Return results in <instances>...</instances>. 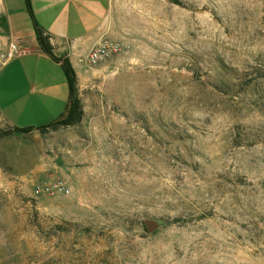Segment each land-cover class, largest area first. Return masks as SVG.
Returning a JSON list of instances; mask_svg holds the SVG:
<instances>
[{"label":"rangeland","instance_id":"374dc122","mask_svg":"<svg viewBox=\"0 0 264 264\" xmlns=\"http://www.w3.org/2000/svg\"><path fill=\"white\" fill-rule=\"evenodd\" d=\"M101 34L122 51L85 66L80 122L40 132L34 174L0 164V264H264V0H111Z\"/></svg>","mask_w":264,"mask_h":264},{"label":"crops","instance_id":"0c3cea01","mask_svg":"<svg viewBox=\"0 0 264 264\" xmlns=\"http://www.w3.org/2000/svg\"><path fill=\"white\" fill-rule=\"evenodd\" d=\"M110 11L111 0H0V14L6 18L10 41V57L0 68V88L3 93H9L10 88V98L22 96L21 99L26 96L22 94L25 91L33 101L22 107H2L0 104V131H12L0 139V150L6 146L0 164L11 175L25 177L39 168L38 129L59 120L69 103L68 98L65 106L60 100L62 105L59 103L58 106L61 107H47V97L56 96L52 94L56 85L62 89V97L64 95L67 78L62 63L69 59L80 79L85 66H89L86 62L88 54L103 40L101 32ZM37 28L49 36L53 53L60 62L42 49ZM76 64L83 67L78 71ZM24 128L33 130L28 133L15 131ZM12 136L19 137L22 147L18 150L10 146ZM25 142L29 146L23 148Z\"/></svg>","mask_w":264,"mask_h":264},{"label":"trees","instance_id":"16d2710c","mask_svg":"<svg viewBox=\"0 0 264 264\" xmlns=\"http://www.w3.org/2000/svg\"><path fill=\"white\" fill-rule=\"evenodd\" d=\"M6 21V18H5ZM7 23V22H6ZM36 33L40 42V45L42 49L50 55L52 58H54L56 61L60 62L61 59H58L55 57L53 53V47L50 44L49 36L44 34V31L40 28L36 29ZM62 67L64 70V73L66 75L69 90H70V97H69V103L66 110V113L56 122L52 123L51 125L47 127H43L38 129L40 132L45 131L47 129H55L58 127H67L72 126L80 122L81 116H82V109H81V103L80 99L78 97V76L76 71L74 70L71 62L69 59H65L62 63ZM33 128H24V129H17L15 131H21L24 133L31 132ZM12 131H0V139H2L5 136H8Z\"/></svg>","mask_w":264,"mask_h":264},{"label":"built area","instance_id":"2783aa9c","mask_svg":"<svg viewBox=\"0 0 264 264\" xmlns=\"http://www.w3.org/2000/svg\"><path fill=\"white\" fill-rule=\"evenodd\" d=\"M13 50L16 47L12 46ZM122 51V47L117 42L102 41L97 44L88 54L86 62L89 66H96L108 60L112 56ZM66 185L60 181H49L36 188V194L68 193Z\"/></svg>","mask_w":264,"mask_h":264},{"label":"water","instance_id":"95a60500","mask_svg":"<svg viewBox=\"0 0 264 264\" xmlns=\"http://www.w3.org/2000/svg\"><path fill=\"white\" fill-rule=\"evenodd\" d=\"M144 223L148 233L150 234L156 232L158 229L161 228L160 221L156 219H146Z\"/></svg>","mask_w":264,"mask_h":264}]
</instances>
